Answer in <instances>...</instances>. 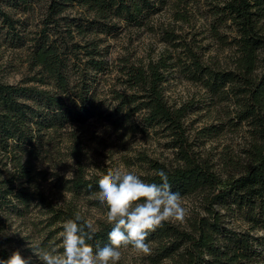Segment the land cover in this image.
Returning a JSON list of instances; mask_svg holds the SVG:
<instances>
[{"label": "trees", "instance_id": "trees-1", "mask_svg": "<svg viewBox=\"0 0 264 264\" xmlns=\"http://www.w3.org/2000/svg\"><path fill=\"white\" fill-rule=\"evenodd\" d=\"M31 1L0 0L23 10ZM213 1L221 3L218 13L235 26L233 42L239 55L233 69L206 64L169 31L165 40L171 48L155 58L131 63L123 58L116 64L109 60L103 36L119 33L122 24L143 25L165 0H46L32 32L0 6V30L8 43L27 44L29 71L19 83L0 79V151L12 167L0 179V212L16 215L38 208L48 216V226L62 227L74 218L76 205L72 200L54 202L45 185L50 174L38 166L50 151H58L55 139L63 129L80 131L93 118H102L115 132L159 128L169 138L167 146L175 151L177 164L146 161L151 173L142 179L160 183L157 172L164 170L174 192L201 196L202 212L189 220L188 229L164 222L149 234L147 242L154 244L152 263L169 258L173 264H253L264 259V67L257 72V51L264 50V33L258 25L264 17V0ZM73 6H80L86 15H66ZM174 69L210 97L233 96L236 120L246 121L251 130L249 161L236 175L221 180L208 159L193 150L184 125L190 105H171L163 93ZM114 70L115 83L107 91L110 106L104 110L94 89L101 75ZM209 131L214 132L211 127L200 132ZM65 133L74 172L70 178L55 179L59 188L73 197L99 192L98 179L109 168L87 175L84 140L73 129ZM238 216L247 227L229 225L228 219ZM110 230L107 223L96 228L89 241L94 249L109 242ZM11 254L0 247V260Z\"/></svg>", "mask_w": 264, "mask_h": 264}, {"label": "rangeland", "instance_id": "rangeland-1", "mask_svg": "<svg viewBox=\"0 0 264 264\" xmlns=\"http://www.w3.org/2000/svg\"><path fill=\"white\" fill-rule=\"evenodd\" d=\"M46 0H32L28 10L19 5L6 6L0 2L3 10L8 11L14 20L23 22L27 31H34L39 24ZM221 3L213 0H165L158 5L155 12L149 15L141 26L122 24L121 31L114 36H107L103 46L108 48V58L116 64L119 59L136 62L155 58L161 51L170 49L166 42V31L174 32L182 41L198 53L206 64L220 69L235 68L238 52L233 39L236 36L235 26L231 20L218 13ZM80 6L68 8L66 15H86ZM258 25L264 33V17ZM102 37V36H100ZM27 44H11L6 41L3 30H0V79L7 83H19L28 77ZM258 69L264 67V50H258ZM117 70L101 75L95 86V97L102 100L103 108L110 106L107 91L115 83ZM163 93L171 105L187 103L190 110L184 117V125L193 150L201 157L208 159L213 170L221 180L236 175L249 161L247 150L250 148L251 130L246 121L235 118L236 104L233 96L222 100L210 97L200 85L186 80L174 69L163 84ZM135 120V119H134ZM207 127L214 132L201 133ZM74 130L84 140V165L87 175L95 173L101 167L119 168L132 171L143 178L151 173L146 161L153 160L168 167L177 164L175 151L167 146L168 137L159 128L141 130H121L115 132L102 118L89 120L81 129L67 127L56 138L58 151H50L38 163L45 169L48 178L46 188L58 205L72 200L78 212L85 218L95 221V227L106 224L107 208L98 200V192L80 194L77 197L59 188L57 177H72L74 161L68 155V135L65 130ZM59 140V141H58ZM7 155L0 151V179L7 177L11 171ZM71 172L70 175H67ZM67 175V176H66ZM183 205L188 209L186 219L181 222H169L182 229H188V222L195 214L201 213V196L192 194L181 196ZM47 215L38 208H30L21 214L9 211L0 212V247L13 253L19 250L25 258L31 257L32 264H40L33 255V248L62 251L60 223L47 224ZM231 227H247L242 217L229 218ZM150 254H139L130 247L121 249L122 257L118 264H173L172 260L161 259L152 263L153 243ZM260 262V263H259ZM264 264V259L253 264Z\"/></svg>", "mask_w": 264, "mask_h": 264}, {"label": "clouds", "instance_id": "clouds-1", "mask_svg": "<svg viewBox=\"0 0 264 264\" xmlns=\"http://www.w3.org/2000/svg\"><path fill=\"white\" fill-rule=\"evenodd\" d=\"M157 175L160 183L146 182L135 172L119 168L109 169L99 177L98 200L107 208L105 219L111 225L109 242L103 247L94 249L89 243L96 232L95 221L76 212L62 225V251L31 247L33 255L40 264H118L121 249L130 247L136 253L150 254L149 234L164 222L182 223L188 215L167 173L159 170ZM0 264H32V258L23 257L17 250Z\"/></svg>", "mask_w": 264, "mask_h": 264}]
</instances>
